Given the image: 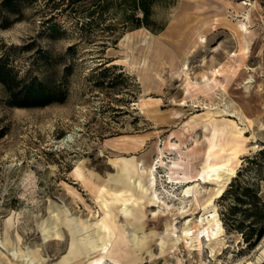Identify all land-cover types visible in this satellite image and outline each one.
I'll return each instance as SVG.
<instances>
[{
	"label": "rangeland",
	"instance_id": "374dc122",
	"mask_svg": "<svg viewBox=\"0 0 264 264\" xmlns=\"http://www.w3.org/2000/svg\"><path fill=\"white\" fill-rule=\"evenodd\" d=\"M185 1L196 7L183 37L173 36L181 46H134L167 37ZM131 12L122 0H0V60L18 80L65 94L21 107L0 83V264H70L72 233L99 234L100 220L108 254L86 253L79 264H264V236L248 247L226 227L221 195L207 208L216 182L201 167L234 169L223 192L242 170L264 200V128L250 122L264 125V0H162L152 7L157 32L127 29ZM240 23L252 39L247 54ZM172 160L198 180L169 183ZM125 164L130 190L119 179ZM212 207L221 230L207 234Z\"/></svg>",
	"mask_w": 264,
	"mask_h": 264
},
{
	"label": "bare ground",
	"instance_id": "6f19581e",
	"mask_svg": "<svg viewBox=\"0 0 264 264\" xmlns=\"http://www.w3.org/2000/svg\"><path fill=\"white\" fill-rule=\"evenodd\" d=\"M196 7V2L195 1H185L184 3H182L179 7H178V11L177 13L173 16L171 25L169 27V33H167V37L163 38L162 36H152L151 38H146V39H140L139 41H137L135 43L134 46H181L179 44V40H173V36L175 35L177 38L178 37H183L184 34V30L185 28L188 26L189 21L192 18L193 12L191 10H193V8ZM237 32L238 35L243 37L244 40V53L247 54L249 52V48H250V44H251V38L246 37V33H247V27L245 23H240L237 27ZM126 40L130 39L129 36L125 37ZM200 42H203L204 40L202 38H199ZM186 46V45H183ZM184 66V64H183ZM187 67H184L183 70H186ZM249 69V68H248ZM218 70H215L214 73L215 75H220L218 73ZM185 76H187L188 74L185 72L184 73ZM208 80V79H206ZM214 82H216V80H213ZM252 82V78H248V80L245 82V84L251 83ZM215 84V83H214ZM204 89L209 90L211 88L209 81L205 82L203 84ZM219 90L224 92L223 88H220ZM230 105L229 104H225V109L226 110H230L229 109ZM206 108V107H205ZM224 109V110H225ZM232 115L236 116L238 118L239 121H241L243 123V121L245 119H247V117H245V115L242 113L241 110L233 108L232 109ZM250 122L253 123H258L259 127H263L264 125L262 123H260L259 121H256L254 119H250ZM238 129L241 131V128L238 127ZM170 149L171 150H177L178 146L175 143H171L170 144ZM162 154V153H161ZM164 160L163 157L161 155L160 159H159V165L158 167H161L164 165ZM157 167V168H158ZM203 170H206L207 173V179L208 180H214L216 182V189L215 191L212 193V195H210L207 200H206V204H207V208L210 207L212 205V200L215 197H218L222 194L223 192V188L225 186V183L229 180V177L234 173V169L233 168H228L226 164L221 163V164H214L211 165L209 163L204 162L201 165ZM147 168V172L149 174V185L150 187L154 188L155 184H156V175H155V171L156 168L153 166V164H148ZM183 169V164L177 160H172L170 162V165L168 167L169 170V174H168V182L169 183H180L182 186L189 184L191 182H194L198 179L194 178L195 176L192 175H188L185 172L181 173L179 170ZM131 168L128 164H125L123 166V168L119 171V179L120 182L122 183V185L124 186V188L126 190H130L131 187L130 185L124 180V176L131 178V174H130ZM76 173L78 175H80V171L78 169H76ZM180 175V176H179ZM193 187L188 186L186 189H184V195L185 196H192V191H193ZM196 189V186H195ZM133 193L130 192V196L132 197ZM117 199V198H116ZM132 201L136 199L133 198H125L123 201ZM152 202H155V200L153 198H151ZM148 200V202H150ZM104 206H106V203H103ZM121 212H125L127 211V208L122 207L120 208ZM206 213L208 214V216L206 217V223L207 226L204 228V231H206V233L208 234L209 229L213 226L216 225L218 227V230H221V222L217 216V212L215 210L214 207H212L210 210H207ZM99 225L95 222V225L99 226V229L101 231V233L99 232V234H97V232H95L96 235H88L86 238H76L73 236H71V244H70V259H72L70 264H79L78 258H82L84 254L89 253V252H98L101 255H107L108 254V243L110 241L109 238V234H110V229L109 226L105 223H103L101 220L98 221ZM199 222H202V219L199 220ZM50 229H47L46 231L49 232ZM55 236H58L57 233H55ZM96 236V237H95ZM209 237V240H211V237L209 235H207ZM199 244L201 243V240H198ZM95 264H102V258L98 259L95 261Z\"/></svg>",
	"mask_w": 264,
	"mask_h": 264
},
{
	"label": "trees",
	"instance_id": "16d2710c",
	"mask_svg": "<svg viewBox=\"0 0 264 264\" xmlns=\"http://www.w3.org/2000/svg\"><path fill=\"white\" fill-rule=\"evenodd\" d=\"M160 2L162 0H122L124 6L132 9V12L124 17L126 28L136 29L144 26L156 32L161 31L163 26L156 27L152 20V7ZM137 11L141 15H138ZM0 83L8 90L9 96L21 101L20 104L13 105L21 107L45 106L62 102L65 98L61 90L49 88L44 81L32 80L25 83L18 80L2 60H0ZM257 156L247 158V162H254ZM241 172L242 170L237 173L220 196V200L226 203L224 211L221 212V219L226 227L242 234L248 247H254L264 236V200L260 195L259 186L241 179Z\"/></svg>",
	"mask_w": 264,
	"mask_h": 264
}]
</instances>
